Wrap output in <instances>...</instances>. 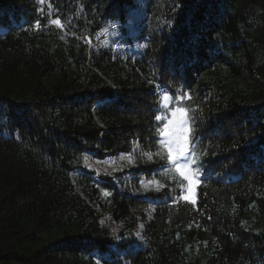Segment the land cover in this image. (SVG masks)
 <instances>
[{"label":"trees","instance_id":"1","mask_svg":"<svg viewBox=\"0 0 264 264\" xmlns=\"http://www.w3.org/2000/svg\"><path fill=\"white\" fill-rule=\"evenodd\" d=\"M136 3L0 0V264H264V0H148L140 55L97 45ZM164 91L192 97L198 207L156 157L159 192L84 168L156 152Z\"/></svg>","mask_w":264,"mask_h":264},{"label":"snow or ice","instance_id":"2","mask_svg":"<svg viewBox=\"0 0 264 264\" xmlns=\"http://www.w3.org/2000/svg\"><path fill=\"white\" fill-rule=\"evenodd\" d=\"M41 2L43 3V0ZM48 22L58 28H65V22H62L59 18L51 19ZM35 26L40 28L39 21L36 22ZM90 40L91 38H89ZM191 99V94L174 97L168 92H164L161 96L160 107L168 112V115L158 114L155 116L156 121H166L156 129V133L160 137L157 151H145L141 152V155L147 161H153L154 157L164 161V164L161 165V167H165L164 175H171L174 180L177 177L179 178L178 189L180 195L175 198V201H183L193 207H198L197 189L202 186V182L199 178V169L194 165L201 159L202 154L197 152L195 144L196 129L192 126L191 109L185 106L170 107L174 100L191 101ZM122 158L127 159L130 164L135 163V158L131 154ZM84 163L91 167L88 157L84 158ZM164 187L165 185L153 179L147 182L141 181L140 190L147 192L154 189L159 192ZM104 195L108 196L111 193L105 190Z\"/></svg>","mask_w":264,"mask_h":264},{"label":"rangeland","instance_id":"3","mask_svg":"<svg viewBox=\"0 0 264 264\" xmlns=\"http://www.w3.org/2000/svg\"><path fill=\"white\" fill-rule=\"evenodd\" d=\"M147 1L148 0H137L136 7L130 12L127 21L124 23L118 21L111 22L99 33L96 44L99 46L112 48L114 53L117 55H140L144 51L146 45L145 39L140 37V32L143 27L144 18L146 17ZM161 91L163 90L161 89ZM164 92L162 93V95L164 94ZM173 103L170 105V107L184 106L180 101H176L175 104ZM163 115H168V112L163 110ZM128 154L134 156V164H130L127 159L122 158L123 156H126ZM83 156L84 158L88 157L89 164L91 165V167H89L84 163L85 169H91L97 173H104L107 176L111 177L112 180H119V178L122 177L124 184H131L133 187H135L134 184L138 183L140 184L139 190L141 189V181L147 182L149 180H153L145 176L138 175L139 173H136L134 171V168H137V165L139 164L140 156H142L141 154L138 155L137 152H127L119 156L108 157L105 159H98L90 153H84ZM199 163L200 162L198 161L197 164L194 165V167H197L199 169V178L201 180L204 175V171ZM135 174L136 176H139V178L131 180L132 178H136ZM100 221L103 225L108 226L113 232H115V234L118 235L119 239L122 240L123 238H130V235L126 237L121 236L123 223L116 221L109 213H103ZM143 229V225L140 224L139 227L134 230L133 235L135 237L132 244L139 246L142 245ZM137 233H139V235H137ZM122 252L124 253V251Z\"/></svg>","mask_w":264,"mask_h":264}]
</instances>
